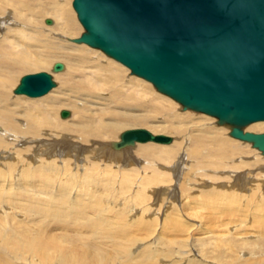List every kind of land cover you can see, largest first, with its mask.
<instances>
[{
	"label": "bare ground",
	"instance_id": "1",
	"mask_svg": "<svg viewBox=\"0 0 264 264\" xmlns=\"http://www.w3.org/2000/svg\"><path fill=\"white\" fill-rule=\"evenodd\" d=\"M50 17L53 21L49 24L46 21L45 24L50 26H45V19ZM79 35L80 28L71 9V0H0V225L6 228H0V264H15L16 260L21 262L19 264H264V154L253 148L251 143L234 138L243 146L237 150H228L225 142L233 141L230 137L232 127L208 115L204 116L207 123L201 129L203 134L177 132L174 140L170 137L169 143H155L156 146L146 148L137 146L144 144L140 142L118 147L122 134L130 130L121 131L131 127V124L123 127L118 123H105L103 119L93 120L91 126L69 124L88 121L86 106L78 108L80 103L72 99L84 100L82 96L86 95L85 100H88L92 94L103 95L109 89L113 92L112 103L119 102L120 98L130 100V92L135 96L143 92L146 97L153 94L158 100L162 99L169 106H174L170 99L158 94V91L155 93V89L138 77L130 76L131 90L124 91L118 82H123L125 70L102 55L100 50L73 42ZM82 48H88L87 53H81ZM82 55L89 58L90 68L93 69H81L79 60L83 58ZM61 58L71 63L66 64ZM57 62L65 63L59 72L53 69ZM50 70L60 80L59 87L55 88L54 83L47 93L39 97L22 94L28 98H40L55 88L51 94L35 102H28L25 107H10L11 92L21 74ZM72 74H79L81 78L75 85L80 88L79 93L68 91L62 94L60 90L65 88V81ZM82 85L84 87H80ZM21 99L17 97L15 101H25ZM142 104L140 101L135 106ZM69 108L74 110L72 117L61 120L69 117L68 114L60 119L61 112ZM155 110L163 112L165 109L160 105ZM156 115L153 113L152 116ZM257 123L260 122H255L257 130L264 131L263 124ZM163 127L156 125L153 129L155 131L151 132L163 133ZM242 131L246 133V130ZM6 139L16 143V149L30 151L29 158L53 161L68 158L77 164L82 157L94 158L108 167L109 164H123L126 170L129 166L130 169L135 168L133 164L138 163L136 159L140 160L137 155H131L134 154L133 150L140 152L139 149H143L144 158H148L150 164L146 166L150 169L149 173H153L151 177L146 175L150 177L146 181L141 180L142 186L144 189L148 185L154 188L157 186L158 189H154L152 194H159L151 199L153 205L158 201L160 204L153 207L149 203L151 206L148 205L147 211L140 213L131 209L119 215L113 207H105L103 199L81 190L73 192L58 181H47L43 178L47 174L37 175V171L29 169L23 176H19L21 172H18L17 164H26V156L19 151L18 155L13 154L15 157L7 153L2 145ZM86 143L91 144V150L87 151L88 156H83L87 150L84 147L88 146ZM217 143L222 144L220 149L216 148ZM236 154H239L236 156L239 157L238 162L232 160ZM7 158L11 159L10 163L6 161ZM32 165L30 163V168ZM138 170H130L134 171L130 175H136ZM125 172L123 170L120 174L122 180L127 181ZM206 172L210 173L204 175ZM173 176V186L169 189L167 184ZM227 178L233 181L232 193L223 190L215 197L205 195L200 199L192 194L191 190L199 187L194 181L199 180L200 187H203L204 180H210L207 184L211 185V180L224 181ZM163 181L167 184H163ZM17 192L20 196L16 198ZM7 200L12 203H7ZM205 201L216 204L222 211V218L233 222L227 227L229 230L220 226L214 229L212 226L218 220L214 215L212 218L215 220L209 215L193 216L191 209L196 208L193 204L203 207L208 204ZM16 202L23 203L26 210L21 213L5 209L20 204ZM15 219L20 222H15ZM184 221L190 222V225H183ZM31 222L37 223L32 226L29 225ZM205 222L207 224L204 228L201 224ZM44 224L60 225L61 233L49 236ZM199 228L202 229L201 233ZM167 230L170 235L180 232L185 234L179 240L165 244L157 235L161 234L162 237L163 231ZM249 231L251 233L246 234ZM220 232L224 233L219 235ZM139 236L142 239L139 240ZM110 241L113 243L107 247L106 243ZM176 244L182 245V249H178L180 259L173 258L174 254L163 250L175 249ZM235 248L238 249L235 251ZM207 257L211 262L206 261Z\"/></svg>",
	"mask_w": 264,
	"mask_h": 264
},
{
	"label": "water",
	"instance_id": "2",
	"mask_svg": "<svg viewBox=\"0 0 264 264\" xmlns=\"http://www.w3.org/2000/svg\"><path fill=\"white\" fill-rule=\"evenodd\" d=\"M72 7L84 29L75 42L102 51L185 110L230 125L232 138L264 154V133L241 129L264 121V0H72ZM53 86L39 73L23 77L14 93L39 97ZM170 141L137 129L124 132L118 147Z\"/></svg>",
	"mask_w": 264,
	"mask_h": 264
},
{
	"label": "rangeland",
	"instance_id": "3",
	"mask_svg": "<svg viewBox=\"0 0 264 264\" xmlns=\"http://www.w3.org/2000/svg\"><path fill=\"white\" fill-rule=\"evenodd\" d=\"M71 9H72V11L76 17V21H77L79 28H80V35L75 38V40H76V39H79V37H81V35L84 33V29L81 26V24L79 23V21L77 19V15H76L75 11L73 10L72 0H71ZM46 21L52 22L53 20L51 19V17L45 19L44 25L50 26V25L45 24ZM73 42H75V41H73ZM76 44H78V43H76ZM82 45L99 51L98 49L92 48L86 44H82ZM77 49L79 50V48H77ZM77 49H75V50L77 51ZM75 50L72 51L73 54H75V52H74ZM87 51H88V48L80 49L81 53H87ZM99 52L102 55L108 57L102 51H99ZM82 57L83 58L79 60L80 61L79 65L81 66V69H87V70L93 69V68H90L91 63H90L89 58H86L83 55H82ZM108 59H111L112 61H114L115 63L120 65L123 68V70H125V78H124L123 82H118V83H119V85L122 84L121 87L123 88L124 91L131 90L130 89L131 88L130 76H134L136 78H137V76L133 75L129 69H127L125 66L118 63L114 59H112L110 57H108ZM60 60L66 61V64L71 63V61L68 59L61 58ZM57 63H60L62 66L65 65L64 62H57ZM41 72L48 73V74L52 75L51 77H52L53 82L55 83V88L60 86V80L56 79L55 74H53V71H51V70L50 71H39V72L35 71V72L23 73L19 76V78L15 84V87L13 88V90L11 92V102H10V103H12V105H10L11 108L12 107H18L19 105L25 107L28 105V102H35L37 100H40V99L46 97L48 94H51L52 91L55 90V88H53L48 94H46V96H43L40 98H28L26 96L14 94V90L19 85L20 79L22 77H24L26 75L41 73ZM64 78L67 79L66 77H64ZM139 79H141V78H139ZM69 80H71V83H69ZM69 80L65 81V83H66L65 88L60 90L61 93L64 94L68 91L79 93L78 89H80V88L75 87V85L78 84L79 81H81L79 74H72V76ZM141 80L143 82L147 83L153 89H155V87L151 83H149L143 79H141ZM80 87H84V86L82 85ZM107 91L108 92L103 94V95L92 94L91 96H89L88 100H85V99H87L85 97L86 96L85 94H84L85 96H82V99H84V100L72 99L73 101L80 103L78 108H82V107L86 106V110H87V114H86L87 119L86 120H88V121H85L84 123L71 122L69 124H73V125L78 124L79 126H83V125H90L91 126L93 124V120L103 119V121L105 123H112V124L118 123V124L122 125L123 127L129 126L130 124L132 125L131 127H126L121 132L126 131V130H131V129H145V130L149 131L151 134H153L151 131H155V130H153V129H155L154 127L156 125H159V126H164L163 130L165 132H163V133L160 132V133L153 134V135H164L167 137H171L172 140H174V138L177 136V134H176L177 132H186V133L191 134V135H201L204 133V131L201 129H202L203 125L207 123L206 120L204 119L205 118L204 116H207V115H205L203 113H199V112H194L190 109L185 110L182 105L175 102L174 100H172L168 96L160 93L159 91H158V94L167 97L168 100L170 99L169 101H171V103L173 102L172 104L174 106H169L166 102H163L162 99L158 100L157 99L158 97L154 96L153 94H151V96L146 97L143 92L138 93V95H136V96L130 92L128 94L129 95L128 97H130V100L120 98L119 102L115 101V103H112L111 102V100H112L111 96H112L113 92L111 89H109ZM154 92L156 93L157 90L155 89ZM17 97H20V98H22L21 99L22 101H24V100L25 101L22 103H20L18 100L15 101V98H17ZM92 97H94V98H92ZM63 98H64V96H63ZM140 101H142V103H143L142 106H139V107L135 106L136 103L140 102ZM160 105L163 106V108L165 109L163 112L155 110V107H158ZM64 111H66L69 114V117L66 119H61V114H60V119L63 121L70 119L73 115L74 110L69 108V109H65ZM188 111H189V113H187ZM153 113H156L157 115L155 117H153L152 116ZM142 117L144 118L143 121L140 120V118H142ZM208 117L216 119L214 117H210V116H208ZM216 121L218 122L217 119H216ZM257 124H263L262 126H264V122H260ZM168 128H169V130H167ZM241 129L246 130L245 132L253 133V134L264 133V131L257 130V126L255 125V123L248 124L245 127H242ZM68 134L70 136L72 135L70 133H68ZM28 138H30V137L28 136ZM231 139H232V137H231ZM232 140L233 141L227 140L228 142H225L228 150L229 149L237 150V149L241 148V146H243L242 145L243 143H240L234 139H232ZM150 143H152V142H148V143H144V144H137V146H142L141 148H146V147L157 145L155 143H152V144H150ZM2 145L7 150V153H9L13 157H15L13 154H16V155L19 154L17 151L24 154L23 156H26V158L24 157V159L26 160V164H24V163L23 164H19V163L17 164L18 170H19L18 172H21V174L19 176H23L26 173V171H30L29 169H31L34 172L37 171V173H36L37 175L47 174L46 176H43V178H45L47 181H49V182H57L58 181L59 183L65 185L67 188H70L71 191H73V192H77V191L81 190V192L89 193L90 195L94 196L95 198L103 199V201H102L103 205H105V207H107V206L113 207L114 209H116V211L114 210V212L118 213L119 215L121 212L126 214L131 209H134V210L141 213L142 211H147L148 205H150V204L153 207L154 206L157 207L160 204V201H158V203H156V205H153V202H152V199H154V197L159 194V193L158 194L157 193L152 194V191L154 189H158L157 186H155V188H154V187H152V185H148V186H145V189L142 186V183L147 180L146 178H148V176L146 177V175L150 176L153 173V172L149 173L150 169H148L149 167H147L149 164V160H148V158L146 160V157L144 158L145 151H143V149H139V150H141L140 152L133 150L134 154L133 153L131 154L132 156L137 155L136 157L137 158L139 157V159H140V160L136 159V161H138V163H136L134 160L135 163L133 164L134 165L133 167H135V168L137 167L136 169L139 168V170H138L139 172L138 173L136 172L135 173L136 175L133 176L130 174H134V171H130V170H133V169L136 170V169L135 168L130 169L131 166L127 165L126 167H128V166L129 167L126 170L124 165L121 163H120L121 164L120 166L114 165V164L111 166V164H109L110 166L108 167V165H106L104 162H102L98 159H94V158H89L90 161H88L89 160L88 158H87L88 159L87 160V159L82 157L78 164L76 162L73 163V160L72 159L68 160V158H66L65 160L63 159V160H58V161L44 160V159H39L38 157L29 158V156L31 155L29 153L30 151H28L24 148H20L19 150L16 149V148H18L16 143L14 144L13 142H9L6 139V141L4 143H2ZM86 145H88V146L84 147V148L87 150L85 151V153H84L85 155H83V156H88L89 153L87 151L91 150V148H90L91 144L86 143ZM158 145H160V144H158ZM162 146H164V145H162ZM215 146H216V148L220 149L221 148L220 146H222V144L217 143ZM153 154L155 155V153H153ZM220 155L224 156V153H221ZM238 155L239 154H236L235 157L232 158V160L235 162H238L239 157H236ZM155 156H157V154ZM164 157L165 156H163L161 158H164ZM143 158H144V160H143ZM9 160H11V159L7 158L6 161L8 163H10ZM30 163L33 164L31 166V168H30ZM229 163L230 162H227V164H229ZM169 165L170 164H166V166H169ZM23 166L25 168L21 169V167H23ZM117 166H119L120 168H117ZM145 166L148 169V170L146 169L147 172L145 171ZM171 166L172 165H170V167ZM222 169L223 168H221V169L219 168V170H222ZM20 170H22V171H20ZM123 170H124V172L125 171L128 172V173L125 172V174H126L125 176L127 178V181L122 180V175L120 174V172ZM160 170H162V168ZM241 170L244 173L243 169H241ZM144 171H145V174H144ZM262 171H263V169H262ZM262 171H261V173H263ZM212 172H214V171H212ZM111 173H112V178H111ZM139 173L141 175H139ZM208 173H210V172H206V173H204V175H207ZM122 174H124V173H122ZM27 175L28 174H26V176ZM134 177H135L136 182L134 181ZM173 180H174V176H173V179H171V181L169 182V184H167L166 181H163L164 182L163 184L169 185L167 187H169V189H170L173 186ZM139 182H141V183H139ZM197 182L194 181L193 183L196 186L199 185V187L191 190V191H193L192 194L197 199H200L201 197H204L205 195H207L209 197H213V196L215 197V196L219 195L220 192L223 190L228 191L230 193H232L234 191V189L232 187L233 181L230 178H227L224 181L211 180V182L213 183L211 185L207 184L208 182H210V180H204L203 181V187H200V184H199L200 181L199 180H197ZM127 183H128V185H127ZM121 185H122V187H121ZM22 187L23 186H21V189H22ZM141 187H143V188H141ZM150 187H152V188L149 190ZM18 196H20V194H18V192H17L15 197L17 198ZM145 196H148L150 199L151 198L152 199L150 200L148 197H145ZM143 198L144 199L146 198V199L144 200ZM205 202L208 204H204L205 206H203V207L199 204H193L196 207L195 209H193V208L191 209L193 216L196 217L199 215L200 216L209 215L212 218V216L214 215V218H217L218 220L215 221V223L213 224L214 226H212V227L214 229H216L218 226H220L223 229L229 230L230 228H227V227L230 226L233 222H231L230 220H227L225 218H222V215H221L222 211L220 208H218V206L216 204H214L212 202H208V201H205ZM7 203H12V202H9L7 200ZM16 203H20V202H16ZM5 209H10L12 211H19L22 213L26 210V207L23 203H20V204L14 205V206H7ZM211 210H214V212L211 213L210 212ZM214 218H212V219H214ZM161 219H162V214L159 216V225H161ZM30 220L35 221L34 218H31ZM15 222H20V221L15 219ZM45 222H46V220L44 221V223ZM35 223H37V222H31V224H29V225L34 226ZM206 224L207 223L205 222L201 225L205 228ZM183 225L188 226V225H190V222L184 221ZM44 226H45V229H47V234L49 236L50 235L56 236V235L61 233V228H60V225H58V224L54 225V226L44 224ZM166 227H164V228H166ZM0 228H2L3 230H6L4 225L3 226L0 225ZM10 228H12V227L10 226ZM14 229H17V227L14 226ZM201 231H202V229L199 228L200 233H201ZM252 231H255V229H252ZM256 231H258V226L256 228ZM148 232H145V233L148 234ZM216 233L217 232H214V234H216ZM223 233L224 232H220L219 235H222ZM249 233H251V231L246 232V234H249ZM87 234L90 235L91 232H87ZM141 234L144 235V233H141ZM184 234H185L184 232H180L177 234H171L170 235L169 230H167V231H163L162 237H160L161 234H158L157 237L161 238L162 243L167 244L168 241L177 240V239L179 240V238L183 237ZM45 237L49 238L47 236H45ZM139 237H140L139 240L142 239L141 236H139ZM195 237H198V236H195ZM112 243H113L112 241L107 242L106 243L107 247L109 245H112ZM147 245H149V243ZM173 249L174 248H172L171 250L163 248V250H168L171 254H174V256L172 255L173 258L180 259L181 256L179 255L180 252L178 251V249H182V245L176 244V248L174 250ZM237 249L238 248H235V251ZM173 258H171V260ZM16 261H14L15 264L21 263L20 261L19 262H16ZM206 261L211 262L209 257L206 258ZM219 263H221V262H219Z\"/></svg>",
	"mask_w": 264,
	"mask_h": 264
}]
</instances>
